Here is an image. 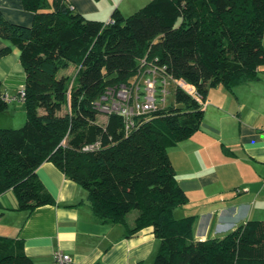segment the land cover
Instances as JSON below:
<instances>
[{
	"label": "trees",
	"instance_id": "1",
	"mask_svg": "<svg viewBox=\"0 0 264 264\" xmlns=\"http://www.w3.org/2000/svg\"><path fill=\"white\" fill-rule=\"evenodd\" d=\"M21 1L33 14L30 25L9 22L0 11V38L18 50L25 74V122L0 129V195L11 190L18 210L50 205L35 176L50 162L87 192L100 222L125 225V237L151 228L159 240L153 264H264V220L193 239L194 216L173 215L187 196L167 153L199 129L211 88L232 92L257 79L264 0H150L128 16L114 9L107 22L87 18L68 0ZM9 50L1 49L0 59ZM142 58L166 66L201 102L176 89L170 105L140 118L128 135L116 115L98 124L92 103L108 87L128 84ZM6 108L0 83V113ZM95 142L99 149L82 150ZM0 264L32 262L21 240L0 237Z\"/></svg>",
	"mask_w": 264,
	"mask_h": 264
},
{
	"label": "crops",
	"instance_id": "2",
	"mask_svg": "<svg viewBox=\"0 0 264 264\" xmlns=\"http://www.w3.org/2000/svg\"><path fill=\"white\" fill-rule=\"evenodd\" d=\"M149 1L68 0L75 11L103 22L114 9L128 16ZM0 11L9 22H32L33 14L21 0H0ZM262 43L264 47V25ZM5 47L10 50L0 59L1 91L13 97L24 87L25 74L18 50L0 38V50ZM17 116L22 124L23 102L7 104L0 129H7V120L17 122ZM167 153L187 196V204L173 215L194 216V240L222 237L246 221L264 220V66L256 80L232 92L211 88L199 129ZM35 176L51 197L50 205L18 210L11 190L0 195V237L21 240L32 264H53L56 251L68 254L72 264H153L159 240L151 228L125 237V225L100 222L89 208L87 192L50 162L42 163Z\"/></svg>",
	"mask_w": 264,
	"mask_h": 264
},
{
	"label": "built area",
	"instance_id": "3",
	"mask_svg": "<svg viewBox=\"0 0 264 264\" xmlns=\"http://www.w3.org/2000/svg\"><path fill=\"white\" fill-rule=\"evenodd\" d=\"M179 89L201 102V95L182 79L173 78L164 65L148 62L145 58L138 61L135 76L128 84L108 87L103 94L92 103L99 116L116 115L120 117L122 131L128 135L138 125L140 118H146L152 113L166 108L168 99L174 90ZM24 87L13 97L2 95V100L9 104L14 101L23 102ZM205 101L203 102L204 106ZM99 142L82 148L84 152L97 150ZM53 264H72L71 257L56 251L53 254Z\"/></svg>",
	"mask_w": 264,
	"mask_h": 264
},
{
	"label": "rangeland",
	"instance_id": "4",
	"mask_svg": "<svg viewBox=\"0 0 264 264\" xmlns=\"http://www.w3.org/2000/svg\"><path fill=\"white\" fill-rule=\"evenodd\" d=\"M73 72V68H69L67 71H65L64 73L66 74H71ZM172 100H173V97L172 95L169 97L168 99V105H170L172 103ZM11 105H9L8 107L10 108ZM17 122L15 120H7V129H18L20 128L24 122H25V118H24V121L23 123L21 124L20 121H19V117L17 116ZM106 118L103 117V116H99L97 117V123L98 124H103L105 122ZM21 124V125H20ZM136 211L133 210L131 211L128 216H127V221L129 218H132L134 215H135Z\"/></svg>",
	"mask_w": 264,
	"mask_h": 264
}]
</instances>
